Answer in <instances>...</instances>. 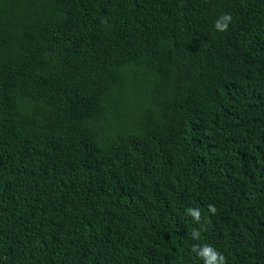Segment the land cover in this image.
<instances>
[{
    "label": "trees",
    "instance_id": "1",
    "mask_svg": "<svg viewBox=\"0 0 264 264\" xmlns=\"http://www.w3.org/2000/svg\"><path fill=\"white\" fill-rule=\"evenodd\" d=\"M204 244L264 264V0H0V264Z\"/></svg>",
    "mask_w": 264,
    "mask_h": 264
},
{
    "label": "clouds",
    "instance_id": "2",
    "mask_svg": "<svg viewBox=\"0 0 264 264\" xmlns=\"http://www.w3.org/2000/svg\"><path fill=\"white\" fill-rule=\"evenodd\" d=\"M232 16L231 14H223L221 15L214 24V28L217 31L225 32L228 29V24L231 22ZM209 212L215 214L216 209L213 205L208 206ZM187 214L193 217V219L199 223L201 219V213L199 209L189 208L187 209ZM192 237L194 239L200 238L199 231H193ZM192 251L196 252L197 256L200 257L204 264H226L225 257L223 254L216 251L211 245L204 244L202 246H193Z\"/></svg>",
    "mask_w": 264,
    "mask_h": 264
}]
</instances>
